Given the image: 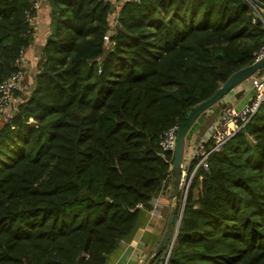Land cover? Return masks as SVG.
<instances>
[{
	"label": "trees",
	"instance_id": "obj_1",
	"mask_svg": "<svg viewBox=\"0 0 264 264\" xmlns=\"http://www.w3.org/2000/svg\"><path fill=\"white\" fill-rule=\"evenodd\" d=\"M47 2L36 71L0 115V264H108L172 183L161 137L255 61L264 24L248 0L124 2L114 26L111 0ZM36 11L0 0V83L22 68ZM207 162L167 264H264V102Z\"/></svg>",
	"mask_w": 264,
	"mask_h": 264
},
{
	"label": "built area",
	"instance_id": "obj_2",
	"mask_svg": "<svg viewBox=\"0 0 264 264\" xmlns=\"http://www.w3.org/2000/svg\"><path fill=\"white\" fill-rule=\"evenodd\" d=\"M35 8L38 9L42 0H34ZM124 2H132L140 4L142 0H117L116 6L109 15L110 24L116 25L117 20V7ZM256 7V6H255ZM256 14L260 17L264 24V15L262 10L256 7ZM29 14L27 13V17ZM105 40H108V36H104ZM255 61L264 56V44L255 53ZM25 78L24 71L19 68L13 72L8 78L0 83V115L11 116L13 111H10V106L15 101V91L23 86V80ZM251 86L255 89V94L249 100L243 104L239 109L234 106L224 107L218 115L208 124L206 133L207 138L201 140L195 144L192 150V157L188 163L182 164V183H183V195L181 204L178 210V219L175 223V233L167 243L164 251L161 255V261L158 264H167L172 247L175 243L178 226L181 220L184 202L187 196V191L191 183V179L198 168L208 170L207 159L209 155L215 151H219L222 146L235 135L241 128H243L250 119L258 111L261 104L264 102V74L259 76H252ZM178 126L174 125L168 129V131L161 137L159 144L163 150L172 151L175 146V138ZM194 160L195 165L190 171V162ZM171 170V168H170ZM172 183L160 192L169 191L171 193ZM153 215L157 214V207L159 206L157 201L152 203Z\"/></svg>",
	"mask_w": 264,
	"mask_h": 264
},
{
	"label": "crops",
	"instance_id": "obj_3",
	"mask_svg": "<svg viewBox=\"0 0 264 264\" xmlns=\"http://www.w3.org/2000/svg\"><path fill=\"white\" fill-rule=\"evenodd\" d=\"M47 1L48 0H42L36 11V16L33 21L34 39L29 49L24 53L22 67L33 65L32 60L35 58L37 45H41L42 51L47 37L53 30L51 8ZM116 1L117 0H111L113 6H116ZM40 54L41 52L39 55H37V61L40 57ZM27 77H29V74H27ZM251 87L250 81L246 80L234 88L227 96H225L221 103L223 102V105L225 106H234L235 108H240L242 106L243 98L246 96ZM240 91H243V94L238 96L237 93ZM221 103L218 102L216 105L202 113L199 116L198 124L194 126L196 127L194 132H192V134H187L185 138V146H189L190 155L187 160H183L184 163H188L191 160L192 150L195 144L207 138V126L220 112L221 108L218 107L223 106ZM14 109L15 108H13V110ZM154 198L157 200L159 205L157 207V214L155 215L158 218H154L152 213L154 212L153 205L150 209L142 207V214L140 216L137 229L133 235L123 241V243L113 252L108 264L147 263L164 231L166 219L171 206V193L169 191L159 192Z\"/></svg>",
	"mask_w": 264,
	"mask_h": 264
},
{
	"label": "water",
	"instance_id": "obj_4",
	"mask_svg": "<svg viewBox=\"0 0 264 264\" xmlns=\"http://www.w3.org/2000/svg\"><path fill=\"white\" fill-rule=\"evenodd\" d=\"M251 4L258 7L264 11V2L261 0H248ZM264 69V56L252 64L243 67L234 73H232L227 80L213 93V95L198 103L185 117V119L179 124L176 138L175 146L173 150V160L171 163L172 171V189H171V206L167 216L166 224L164 231L154 249L153 254L150 256L146 264H152L154 259L162 254L165 246L170 241L172 236L175 233V223L178 219V210L181 204L182 195H183V183H182V164L184 158V147H185V138L196 122L198 117L220 102L225 96H227L234 88H236L241 83L248 80L256 72ZM255 89L251 87L246 96L242 100V105L245 104L249 98L254 96ZM241 106V105H240ZM239 109V107H237ZM16 112V109L13 110ZM179 227V226H178Z\"/></svg>",
	"mask_w": 264,
	"mask_h": 264
},
{
	"label": "rangeland",
	"instance_id": "obj_5",
	"mask_svg": "<svg viewBox=\"0 0 264 264\" xmlns=\"http://www.w3.org/2000/svg\"><path fill=\"white\" fill-rule=\"evenodd\" d=\"M41 52V45L39 46V45H37V49H36V51H35V58L32 60V63H33V65L32 66H30V65H28V66H24V67H22L21 69L24 71V75H25V79L27 78V74H31V73H34L35 71H36V66L35 65H37L36 64V62H37V55H39V53ZM261 72L260 73H258V72H256L253 76H259V75H262V74H264V69H261L260 70ZM251 78L252 77H250L249 79H248V81H250L251 82ZM28 80V79H27ZM204 119V118H203ZM198 122H199V117H198V119L196 120V122L193 124V126L192 127H194L195 125H197L198 124ZM190 128V130H189V132H188V134L190 133V134H192V132H194V130L196 129V127H194V128ZM184 160H187L188 158H189V155H190V150H189V146L188 145H186L185 147H184ZM157 200L154 198L153 200H152V203L153 202H156ZM154 218H158V217H156V216H154ZM167 220V219H166Z\"/></svg>",
	"mask_w": 264,
	"mask_h": 264
}]
</instances>
